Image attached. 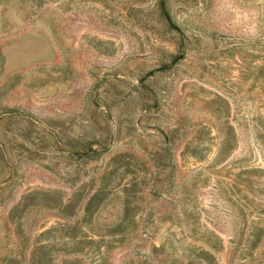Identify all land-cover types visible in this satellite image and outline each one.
<instances>
[{"label": "rangeland", "instance_id": "1", "mask_svg": "<svg viewBox=\"0 0 264 264\" xmlns=\"http://www.w3.org/2000/svg\"><path fill=\"white\" fill-rule=\"evenodd\" d=\"M0 264H264V0H0Z\"/></svg>", "mask_w": 264, "mask_h": 264}]
</instances>
